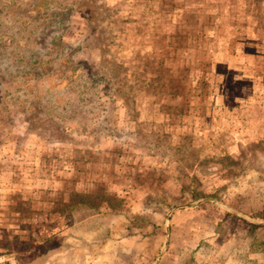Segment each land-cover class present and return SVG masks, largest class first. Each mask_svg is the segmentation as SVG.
<instances>
[{
    "label": "rangeland",
    "instance_id": "374dc122",
    "mask_svg": "<svg viewBox=\"0 0 264 264\" xmlns=\"http://www.w3.org/2000/svg\"><path fill=\"white\" fill-rule=\"evenodd\" d=\"M263 207L264 0H0V264H264Z\"/></svg>",
    "mask_w": 264,
    "mask_h": 264
},
{
    "label": "trees",
    "instance_id": "16d2710c",
    "mask_svg": "<svg viewBox=\"0 0 264 264\" xmlns=\"http://www.w3.org/2000/svg\"><path fill=\"white\" fill-rule=\"evenodd\" d=\"M3 92H4V91H3ZM64 126H65V127H68L67 124L64 125ZM193 195H194V199H200V198H203V197L208 196L207 194H201V193L198 192V191H193ZM206 203H207V202H206ZM225 212L229 213L230 215H235V216H238V217L241 218V219H244L248 224H250L251 228H253L254 233H256V231H257L258 234H259V228H260V226H261L259 223L255 222V221H248V219H245V218H243L242 216H239V215H237V214H235L234 212H231V211H229V210H227V211L225 210ZM227 213H226V214H227ZM254 216H255L256 218H258V219H263V220H264V207H263V209H262L261 211L255 213Z\"/></svg>",
    "mask_w": 264,
    "mask_h": 264
}]
</instances>
